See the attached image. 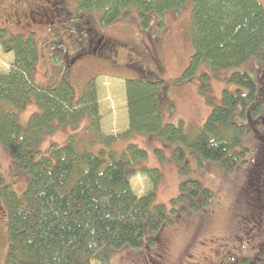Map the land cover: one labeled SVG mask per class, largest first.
Instances as JSON below:
<instances>
[{"label":"trees","instance_id":"1","mask_svg":"<svg viewBox=\"0 0 264 264\" xmlns=\"http://www.w3.org/2000/svg\"><path fill=\"white\" fill-rule=\"evenodd\" d=\"M73 3L75 7L61 3L55 11L68 12L72 32L81 33L86 43L93 44L79 51L81 55L104 58L97 46L101 38L89 34L92 14L97 13L101 28L130 14L147 28L152 18H162L191 3L193 54L176 82L191 81L197 73L205 80L215 70L230 69L225 77L233 88H223L219 104L202 127L190 133L181 120L178 125L165 122L166 84L151 80V68L131 59L127 65L141 78L126 81L129 128L119 136H104L99 128L94 84L88 83L75 99L65 81L38 87L33 81L37 57L34 44L30 39L23 42V36H10L15 61L8 73L0 74V143L26 174L27 186L20 194L0 188V201H4L7 213L5 264H92L94 260L111 264L114 252L142 248L146 243L160 248L163 230L189 216L208 214L214 193L198 180L182 183L170 207L155 203V190L142 196L134 193V176L146 175L156 187L161 171L142 164L148 151L128 142L132 136L158 145L182 142L173 147L174 157L180 161L187 148L219 162L225 171L232 172L239 164L248 167L246 192L250 195L241 199L238 207L244 221L249 219L248 228L259 230L254 218L264 216V200L256 198L264 193V5L259 0ZM2 36L3 31L0 40ZM151 47L146 50L153 53L155 47ZM243 64L250 67L254 77L248 70L239 69ZM30 106L34 110L24 123L21 113ZM83 119L89 120L83 131L86 136L70 133L63 143L50 139L58 128L66 134L68 126L78 127ZM45 140L50 142L43 147ZM241 194L246 195L245 189ZM259 241L253 259L248 258L252 255L233 258L229 253L228 264H264L263 235Z\"/></svg>","mask_w":264,"mask_h":264},{"label":"rangeland","instance_id":"2","mask_svg":"<svg viewBox=\"0 0 264 264\" xmlns=\"http://www.w3.org/2000/svg\"><path fill=\"white\" fill-rule=\"evenodd\" d=\"M31 1L37 3L39 15L28 11L27 4ZM259 1L264 5V0ZM61 3L65 6L74 4L73 0H0V33L3 31L0 40V74L8 73L14 66L15 53L9 42L10 36H23V42L30 39L37 56L33 81L38 87L57 86L65 81L71 86L75 99L81 96L88 83L94 84L99 128L104 136H119L129 128L126 81L141 78L138 71L125 64L131 60L125 56L129 46L133 49L130 52L132 60L144 68L149 66L153 72L150 79L161 80L168 88L163 108L165 122L178 125L181 120L185 130L190 133H196L213 107L219 104L223 88H233V83L226 79L230 69L215 70L205 80L197 73L191 81L176 82L193 54L189 34L191 3L178 11L164 14L163 18H152L147 28L140 25L134 14L101 28L97 23V13L92 14L89 18V34L97 35L112 47L113 53L109 51L111 54L107 58L92 54L78 57L79 51L86 47V40L81 33L77 37L72 32L70 23L67 24L70 21L68 12L55 11ZM48 24L50 27H47ZM143 45L148 48L154 45L153 53L159 62L150 60ZM111 57L118 58L116 62H120L117 73L114 72L119 77L115 79L106 75ZM239 69L248 70L254 77L248 65L243 64ZM33 110L30 106L21 113L24 123ZM88 123V119H83L78 127L70 125L66 134L62 128H58L50 139L63 143L70 133L80 132L86 136L83 131ZM44 142L43 147L50 141ZM128 142H135L147 149L148 156L142 162L144 166L161 171L156 187L146 175L134 176L131 186L136 195L142 196L155 190V203L170 207L171 199L179 194L182 183L198 180L203 187L213 191L214 197L208 214L200 216V219L197 215L189 216L163 230L160 248L148 247L146 243L142 248L118 250L111 255V264H228L231 260L229 253L233 258L253 254L264 236V216L254 218L259 230L248 228L251 227L249 219L244 221L241 217L239 201L250 195L246 192L249 191V187H246L248 167L239 164L232 172L225 171L219 162L204 159L187 148L180 161L179 157H174L173 151L174 146L181 145L180 141L166 146L144 137L132 136ZM155 148L161 151L156 152ZM26 186V174L18 169L14 159L0 143V188L20 194ZM244 189L246 195L243 197L241 194L240 197ZM256 198H261L263 202L264 193H259ZM6 222V207L1 200L0 264H5L8 248ZM243 222L247 228H243ZM248 258L253 259L254 256ZM92 264L101 263L94 260Z\"/></svg>","mask_w":264,"mask_h":264},{"label":"flooded vegetation","instance_id":"3","mask_svg":"<svg viewBox=\"0 0 264 264\" xmlns=\"http://www.w3.org/2000/svg\"><path fill=\"white\" fill-rule=\"evenodd\" d=\"M31 2H33V1H31ZM29 3V4H27L28 6H27V9H28V11L30 12V13H33V14H38L39 15V10H37V8H36V10L37 11H34L33 10V5H32V3ZM92 45L93 44H91V45H89V47H92ZM99 45V49L101 48L102 49V51H103V55H105L106 57H110L109 56V54H111V53H113V51H112V47H110L106 42L104 43L101 39H99L98 40V42H97V46ZM126 45V44H125ZM120 46H122L121 44H120ZM144 46V48H148L146 45H143ZM106 47H108V49H107V51H105L104 49H106ZM130 48H132V47H130L129 46V48L128 49H126V51H125V56L126 57H128L129 59H133L131 56L132 55H130V52H132V50L133 49H130ZM149 48H152L151 46L149 47ZM98 51H100V50H98ZM111 53H110V52ZM146 54L148 55V57L150 58V60L152 61V62H156V58H154V53H152V50L151 49H148V50H146ZM111 63H110V65L108 66V70H109V72L107 73V74H109V75H112V76H118L116 73H117V66L119 67V64H120V62H116V60L118 59V58H112L111 57ZM125 64L127 65V62H125ZM137 64H139V63H137ZM114 72H116V73H114ZM246 205H247V202H246Z\"/></svg>","mask_w":264,"mask_h":264},{"label":"crops","instance_id":"4","mask_svg":"<svg viewBox=\"0 0 264 264\" xmlns=\"http://www.w3.org/2000/svg\"><path fill=\"white\" fill-rule=\"evenodd\" d=\"M46 31H47V29H46ZM113 79H115V78H113ZM116 80H121V79H116ZM120 82V81H119Z\"/></svg>","mask_w":264,"mask_h":264}]
</instances>
